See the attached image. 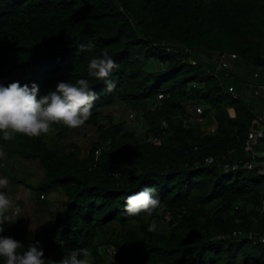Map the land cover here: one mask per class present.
<instances>
[{
  "label": "trees",
  "instance_id": "1",
  "mask_svg": "<svg viewBox=\"0 0 264 264\" xmlns=\"http://www.w3.org/2000/svg\"><path fill=\"white\" fill-rule=\"evenodd\" d=\"M104 50L117 64L111 92L88 75L90 59ZM221 54L264 67V0H0V84L35 83L42 97L84 78L97 95L79 127L95 131L83 157L74 143L49 145L47 135L0 138V170L4 158L43 168L38 186L26 185L36 206L47 203L48 189L67 196L39 234L19 217L3 235L25 248L39 241L55 260L87 248L92 264H112V250L119 264H264V244L234 235H264V176L243 168L249 131L264 114L229 92L254 97L251 82L218 71L211 58ZM116 105L136 113L139 132L101 121ZM198 107L206 125L184 126ZM79 128L57 125L55 133L63 142ZM145 186L156 188L161 206L152 217L128 216L127 196ZM153 219L158 228L149 232Z\"/></svg>",
  "mask_w": 264,
  "mask_h": 264
},
{
  "label": "clouds",
  "instance_id": "2",
  "mask_svg": "<svg viewBox=\"0 0 264 264\" xmlns=\"http://www.w3.org/2000/svg\"><path fill=\"white\" fill-rule=\"evenodd\" d=\"M116 67L115 60L104 50L102 56L90 59L88 75L105 81L106 90L111 92L116 88V83L109 77ZM38 94L39 87L35 83L31 87L28 84L22 86L19 82L10 83L8 86L0 84V138L3 141H13L15 134L29 138L50 135L55 133L57 125L68 129L79 128L92 116L97 99L89 80L84 78L75 83L60 82L54 91L42 97ZM3 155L0 151V158ZM9 185L10 180L0 176V257L4 258V264H92L91 253L87 248L72 251L60 260H55L46 258L43 245L39 241H34L25 248L22 241L3 235L5 225L14 224L23 213L19 204L5 191ZM156 192L155 187L145 186L140 191L129 194L124 212L128 216L144 213L146 218L152 217L161 206ZM157 228L156 220H151L148 231L156 232ZM81 255L82 259L79 258Z\"/></svg>",
  "mask_w": 264,
  "mask_h": 264
},
{
  "label": "rangeland",
  "instance_id": "3",
  "mask_svg": "<svg viewBox=\"0 0 264 264\" xmlns=\"http://www.w3.org/2000/svg\"><path fill=\"white\" fill-rule=\"evenodd\" d=\"M241 64L244 65L243 63ZM249 69V72L252 71L251 68ZM230 84L233 85V78L230 80ZM242 96L248 104H252L254 101L258 100L259 102H256L254 107L258 112L264 114L263 101L255 97V100H253L251 96H246L245 94H242ZM131 113L135 114L134 120H130L129 118ZM136 117V113L131 109H128L124 105H116L104 110L101 115V121L103 123H108L109 118H113L117 122L125 121L129 128L139 132L142 124ZM94 135L95 131L93 127H82L79 128L77 132L70 133L67 136L66 141L60 142L56 133L47 135L46 141L49 145L54 146L55 148L62 146V144L64 145V143L66 145L74 143L78 146L79 153L83 157L87 154L88 146L92 139L95 138ZM4 161H6V164L2 166L0 176L7 177L10 180L9 188L5 189V191H7L13 200L22 208L23 213L20 218L24 222V226L31 232L39 234L43 231L45 219L46 221H49L50 215H56L62 211L61 206L65 204L67 196L61 190L55 188L48 189L45 192L47 195L45 199L47 200V203L38 202L36 206L35 203H33L35 193L26 187V185L36 187L44 179L45 172L40 166L39 161H26L21 158H14L11 160H6L4 158L3 162ZM19 181H21V183H19ZM44 208H46V210ZM107 260V263L111 262L114 264L115 262V264H117L111 255L108 256Z\"/></svg>",
  "mask_w": 264,
  "mask_h": 264
},
{
  "label": "built area",
  "instance_id": "4",
  "mask_svg": "<svg viewBox=\"0 0 264 264\" xmlns=\"http://www.w3.org/2000/svg\"><path fill=\"white\" fill-rule=\"evenodd\" d=\"M238 63L239 58L235 54H221L219 55V61L217 64V69L219 72L221 71H230L231 64L232 63ZM253 70V69H252ZM253 81H251V85L253 88L254 97L264 101V67H260L257 69H254L253 72ZM229 92L233 94L236 98H238L242 94H246L247 90H244L242 92H237L234 87L229 88ZM242 93V94H241ZM163 100V96H159V103ZM157 104V105H158ZM130 120L135 119V114L131 113L129 115ZM264 116L259 115L255 121L253 122V125H257V129H253V127L250 129L247 140L245 142L244 151L245 153L251 157V160L246 161L243 164V168L246 170H256L259 175L264 176V151L259 152L257 149L260 147L264 148ZM164 125L166 123L164 122ZM190 125H206V119L203 117V109L201 107H198L196 109V112H193L190 114L188 118L184 120V126H190ZM216 124L212 125L211 127L207 128L208 132L214 133L216 130ZM151 142L155 145H160V140L158 138H152ZM216 161L214 158H209L206 160V163L208 165L214 164ZM225 170L230 169L229 164H221ZM238 168V166H235L233 169ZM237 237H245L248 238V240L252 241L254 244H264V235L256 234L254 232H236L234 233Z\"/></svg>",
  "mask_w": 264,
  "mask_h": 264
},
{
  "label": "crops",
  "instance_id": "5",
  "mask_svg": "<svg viewBox=\"0 0 264 264\" xmlns=\"http://www.w3.org/2000/svg\"><path fill=\"white\" fill-rule=\"evenodd\" d=\"M212 60H214V62L216 63V64H218V61H219V56L218 55H214L212 58H211ZM249 67H247V66H245V65H242L241 63H232L231 64V69H230V71L232 72V73H235V76H237L239 79L241 78V79H243L244 81H246V80H248V82H251V81H253L252 79H253V74H252V71H250L249 72ZM233 77V76H232ZM233 86V85H232ZM251 88V90H252V88L253 87H250ZM249 90V89H248ZM250 92V91H249ZM245 94V93H244ZM248 94V93H247ZM247 96H251L252 98H253V100H255L254 99V97L249 93V95H247ZM256 102H259L258 100H256V101H254L251 105H255V103ZM257 110V109H256ZM264 151V149H262V148H260V152H263Z\"/></svg>",
  "mask_w": 264,
  "mask_h": 264
},
{
  "label": "water",
  "instance_id": "6",
  "mask_svg": "<svg viewBox=\"0 0 264 264\" xmlns=\"http://www.w3.org/2000/svg\"><path fill=\"white\" fill-rule=\"evenodd\" d=\"M253 129H257V125L255 124V125H253Z\"/></svg>",
  "mask_w": 264,
  "mask_h": 264
}]
</instances>
